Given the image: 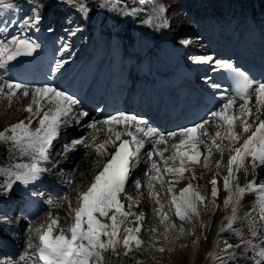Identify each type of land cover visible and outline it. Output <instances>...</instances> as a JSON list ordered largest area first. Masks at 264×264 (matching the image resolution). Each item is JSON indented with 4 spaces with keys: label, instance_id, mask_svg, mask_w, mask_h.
Listing matches in <instances>:
<instances>
[{
    "label": "snow or ice",
    "instance_id": "6c2138e0",
    "mask_svg": "<svg viewBox=\"0 0 264 264\" xmlns=\"http://www.w3.org/2000/svg\"><path fill=\"white\" fill-rule=\"evenodd\" d=\"M13 7L11 0H0V8L12 9ZM84 8L85 6L81 5V10ZM164 11L166 9L161 5L158 12ZM40 19L39 13L34 11L33 15L22 21L20 27H34ZM34 47L32 41L22 39L19 35L12 36L7 42L0 39V57L12 61L21 54L22 49L31 51ZM199 62L215 63L219 69L227 70L232 74L234 95L228 97L218 110L210 114L217 121V127L223 129V133L218 130L210 136L205 129V124L209 122L205 121L166 136L148 126L142 118L124 112L92 122L88 127L97 129L98 124L102 125L106 138L98 143L97 137L93 135L92 143L85 144V140L77 139L72 141V146L85 144L86 147L94 148L97 155L104 158L97 161L100 165L99 171L93 175L90 185L79 193L77 206L71 208L69 205L71 224L64 228L58 224L59 217H49L50 222L46 226L41 225L35 230L38 244L34 246L29 244L30 248H35V252L21 256L20 260H28L35 255L36 261L33 264H41V262L42 264H105L103 253L108 251L116 253L118 245L123 246L125 254L133 247L139 249L143 243L138 235L142 225L137 224L134 228L126 227L123 233H121V225L133 215L136 221H143L144 213L134 214L126 211L121 194L127 195L126 184L133 167L140 160L141 150L145 148V138L148 144L157 146L154 150L145 153L147 160L151 161V169L157 174L150 178L148 185L149 194L157 204L160 203L159 193L155 191L153 182L159 181L161 185H164L165 181L161 179L163 174L161 167L156 160L152 159L154 155H158L163 161V172L172 175L177 181L186 179V172H190L192 179H196L194 172L196 165H201L205 169L209 168L207 157L201 163L202 153L199 146L205 144L204 138L211 141V144L207 145L208 154L211 155L214 147L217 152H220L221 157L225 146L218 143V140L226 139L229 142L227 147L231 154L226 165L227 173L223 178V188L230 194L224 200V206L228 207L231 204L235 212L236 203L245 193H259L257 197L259 219L264 221V184L257 185L255 181H249L244 186H240L237 176L241 170L248 173L258 166H264V82L256 83L235 69L232 64L214 61L212 57H202ZM211 86L219 87L215 83ZM33 91L31 103L24 110L40 117L37 121L39 127L31 128V117H28L29 123L21 120L7 129L0 130V141L12 142L22 155L31 157V163H17L7 169L0 168V175L7 179L6 190H10L16 181L28 184L39 176L42 171L39 162L49 158L48 149L59 134L62 118L69 116L73 106L79 103L74 97L53 87H37ZM18 93L24 97L30 95L26 86L0 75V97L11 100ZM37 96L46 101L47 110L38 107L33 112V105L38 104ZM253 97H255V110L250 106ZM237 99L243 101L239 104L238 110ZM80 115L88 117L89 113L82 112ZM250 120L252 123L249 122ZM169 137L177 139L178 142L171 143V154L165 157V152L169 149L158 146L169 144ZM109 148L112 151H109ZM216 167L219 168L220 164L217 163ZM209 182L212 185L211 196L215 198L218 195L217 180L213 178ZM231 182H235L234 188ZM134 185L139 188L140 180H135ZM167 191L173 192L171 184ZM128 199L131 200L132 197L128 196ZM206 199L207 197L201 194L199 186L189 182L180 190L178 196L172 195L171 202L175 205L176 215L181 220H190L194 216H199L198 205ZM213 203H215L214 199ZM157 211L161 214L162 221L168 219L167 214L163 213V205ZM99 217L107 218L110 223L102 221ZM251 234L257 235L255 229L251 231ZM225 243L226 248L239 247V245ZM159 251L163 252L165 249L160 248ZM258 256L261 259H256L255 264H262L264 248L260 249Z\"/></svg>",
    "mask_w": 264,
    "mask_h": 264
},
{
    "label": "bare ground",
    "instance_id": "6f19581e",
    "mask_svg": "<svg viewBox=\"0 0 264 264\" xmlns=\"http://www.w3.org/2000/svg\"><path fill=\"white\" fill-rule=\"evenodd\" d=\"M53 1H59L60 2V0H53ZM63 1L64 0H61V3H63ZM131 1H134V0H118V2L120 4L117 3L113 7V9H115L119 13H123L125 11H130L131 14H130V17L128 19L123 20L122 23H120V24L116 23V25L118 27L116 28L115 31H113V33H110L106 37V40L104 42V44H106L109 40H111V39L113 40L111 42L110 46L115 48V54L112 56L115 59L117 58V59L122 60V65L120 66V67H122V69L121 70L118 69V71H120V72H122L124 70V68H127L128 64L132 60L131 55L128 54L129 53L128 51H124V50L120 49V47L123 45L126 48L127 47L128 48L134 47L132 49H136L138 45L140 46L142 52H140L137 55V56H139L137 58V61H139V62H143L145 59H148V58H151L154 56L152 54V48L150 47L151 46L150 39L147 36V33L142 29H137V30H135V29L138 27H141V26H147V27H149L148 29L150 31L152 26L161 27V22L158 21L157 17L169 12L168 10H169V7L171 6L170 4H171L172 0H158L160 2L164 1L165 5L163 7L166 9V11H164L163 13L158 12L159 7H157V6H156V8L151 7V2H152L151 0H143L142 2L140 1L141 3L138 6H134ZM65 2L66 3H68V2L74 3L75 1L74 0H65ZM86 2H88V0L85 1V3L81 2L79 4V7L77 8L78 10L82 11V13H81L82 18L84 19V17H87L91 20L97 19V17L102 18V16L100 15L102 13V7L101 8H98V7L89 8L88 5L86 4ZM128 3H130L131 6H129ZM33 4L34 3L30 0H21V2H20L21 7L20 8L21 9L22 8L27 9L25 12L22 13V15L24 17L31 16V15H33L34 11H37L39 13V16L41 17L40 22L38 24H43V25H47L49 20L55 17L54 16V14H55L54 10H55V6H57V3L54 2L53 5H51V6H48L47 4L45 6L40 5L39 7L42 8L41 10H37L36 8H38V7H34ZM81 5L85 6L84 10H81ZM104 5H106V3ZM236 5L237 6L235 9L230 10L228 13L225 14V16H223L224 17L223 19L226 20V23L230 19H233L231 21H234L235 26H238L240 24H241V27H243L244 25L248 26V21H247V17H248L249 20L252 21L253 23H256V24L264 27V6L262 7V10H258L254 3H253V8H251V9L248 8L246 5H241V4H237V3H236ZM105 7H107V6H105ZM213 11H214V9H212V8L209 9V13H208L209 16H208V19L206 20L207 22L211 18V14H214ZM168 16L174 17V22H175L176 17H177L176 15H170V13H168ZM132 19L135 20V24L129 23L130 21H132ZM117 20L119 22L121 20V16H118ZM189 20L186 19V17H184V16H183V19L182 18L178 19V21H182V22H186V23H188ZM57 21L58 22H56L55 25L50 27V29H57L58 28L59 31L62 33L61 23L63 20L60 18V20H57ZM10 23H13V21H10ZM127 23L131 24L129 26V28H126V29H129V32H126V34L124 36H122V32L124 30H126L125 25ZM181 26H185V25H181ZM188 27L184 31V34H181V41L186 42L189 50H193V49H195V45H194V43H192L191 40H192V38L197 37L196 34L202 33L201 32L202 28L201 27L198 28V32L197 31L195 32V29L194 30L193 29L188 30ZM179 28H180V26L177 29H179ZM192 28H194V27H192ZM224 28L227 29L226 26ZM13 29H14L13 26H11L9 28L5 27V28H2V32H3V34L9 35ZM58 29L56 30V32H58ZM241 30H242L241 28H238L239 32H237V33H242ZM63 31L67 32V31H70V29L67 31H65V30H63ZM237 33L233 32L231 40H228L226 37L222 36L220 38V42H222V43H228V42L231 43L232 42L233 43L235 41L234 38H235ZM84 34L88 35V38H84L83 41H80V39H81L80 35H84ZM72 36H70V38H69L68 48H70L73 51L72 56L74 59L81 58V56L85 53L87 46L91 45V48H93L95 45L89 38L90 27L88 25H85L84 23H83L82 27L80 28V30L76 33H73ZM115 37H116V39H115ZM173 39L174 40L176 39L175 36ZM100 44L101 43H98L97 48H95L94 53L91 55V57H90L91 62H93V60L96 58L95 53L97 51H100L101 48L103 47V45H100ZM72 56L68 55V57H72ZM104 56L107 58L108 61L111 60V53L108 54V51L104 52ZM159 58L160 57H158L157 60H159ZM65 63H66V61L62 62L61 65L64 67ZM103 63H105V62H103ZM112 65H115V64H111V63L106 64V66L103 69L105 71V73L112 72L111 68H110ZM63 67H61L59 69H55V72L61 73ZM116 67H118V66L115 65V68ZM148 67H149V65H145L144 67H142L141 70L144 71ZM132 81L138 82V79H136V76L133 78V76L127 75L126 78L123 80V82L119 83V85L129 87ZM27 88L29 89V93H30V95L28 97H24L22 94H19V93L17 94V96L15 98H13L11 100H7L3 97H0V130L7 129L11 125L16 124L17 122H19L21 120L25 121V123H29L28 117H31V125H30L31 128L35 129L37 127V125H38L37 121L40 117L32 115V113H28L24 110L31 103L32 96L34 95L33 90L35 89L34 87H32V88L27 87ZM36 98H37L38 104L33 105V112H35L38 107L44 108L45 110H47L48 104L46 103V101L41 100L40 97H38V96ZM73 112H74L75 116H78V119H77V117H74V118H71V120L75 121V123H77V122H79V119L82 117L80 115V113H82V112L79 110H76ZM84 112H88L86 108H84ZM96 116L98 119L99 118H105V115L101 111L97 112ZM65 124H67V121L65 122ZM62 125H63V122H62L61 126ZM184 126H185L184 123L177 125V127H180V128H183ZM102 129H103V126L101 125V128L99 129V131H97V130L91 131L88 134L87 138L92 142V136L95 135L97 137V142L98 143L102 142L106 138V133ZM238 131H239V129H238ZM53 141L56 142V139ZM222 142H223L222 145L226 144L222 157H221L220 152H217L215 150V148L213 147V154L211 157L208 158L209 168L205 169L201 165L195 166V169H194L195 176H196V179H194L195 183H193L189 177H187L188 180L184 179V180H186L187 184L189 182H191L194 186H199L201 194L204 195L205 197H207V199L205 201H203L202 203H200L198 205L199 216L192 217L193 219H195V224L197 226V230L195 231L196 242H200L199 240H201V242L203 243V246H204V249H203L204 252L202 254V257H200V258L198 257L199 259L195 258V261H196L195 264H204V262H202V261H205L207 259V257L209 258V260L206 262L210 264V259H211L212 255L214 253L221 251L222 249L225 250L224 252L227 255L226 264H251L250 261L252 259L256 258V255L258 256V254H257L258 247H256L252 243V239L255 236H253L251 234V231L253 229L256 230L257 228H259L260 231H263L264 230V221H261L259 219V213L258 214H250L249 212L246 211L247 208L250 207V205H251L252 197H254L251 193H245L239 199V201L235 205V212H233V210H232L233 206L231 204L228 207L224 206V200L227 198V196L230 193L223 188V178L227 173L226 165L228 163V159H229V156L231 153H230L229 148L227 147L229 144L228 140L225 139V140H222ZM241 143H242V141H241ZM207 145H209L208 142H205V144L199 146L200 151L202 153L201 163L203 162L204 158L206 157V154H208ZM68 146H70V147L66 148L67 152H66V149H64V150H62L61 154H59L57 156V158L54 161L53 168H55V169L58 168L62 172H66L68 170L72 171L73 177L75 178V180L78 182H83V184L81 185V188L74 190V194L79 198V193L82 192L87 187V185L90 182L92 175L100 168V165L97 164V161L103 160V157L98 156L96 152L90 153V152L86 151L81 144H77V145L72 146V142H70ZM164 146L165 145H159L160 148H163ZM79 148L83 149V151H84L83 154L86 153V156L77 165L74 164V165H70L68 167L69 162H71V159H70L71 154ZM110 150H111V148H109V151ZM58 152H59V149L56 150L55 154H58ZM66 153H71V154L68 157H66V155H65ZM30 159H31L30 156L22 155L21 152L19 151V149L15 145H13L12 142L0 141V168L7 169L9 167H13L17 163H28L30 161ZM152 159L156 160L154 157ZM141 163H142V165H144L145 160L142 159ZM217 163L220 164L219 168L216 167ZM170 164H171V162H170ZM150 165H148V167ZM260 167H257L254 171H249L248 173H244L241 176H239L238 177V183L240 184V186H244L245 183L249 182L254 176L264 178L263 170ZM186 173H185V177L187 176ZM168 176L171 180L164 183V185H162V187L164 189L163 192H165L164 193L165 194L164 195L165 196V198H164L165 202H163V200L161 201L162 195L160 194L161 193L160 189H155V191L159 192L158 199L160 201V203H159L160 208H161V205H163V213H166L167 216L169 217V216H172V215H169V211H168L169 207H171V213L172 214L176 213L175 205L171 202L172 195L176 194L178 196L180 190L183 187H185L187 184L185 183L183 185L182 181H184V180L177 181L170 174ZM213 178H215L217 180V188H218V195L215 198H213L211 196L212 185L209 182ZM234 183L235 182H231V186L233 188H234ZM6 184H7L6 177L3 175H0V190H2V194L4 196V201H2V203H0V213L6 212L9 214V213L13 212V209H9L13 202H17V201L21 200V202H23V204H25L27 202V200H24L25 197H24V193H22V192H19V191H15V192L11 191L12 193L8 192V190H6ZM170 184L173 187V192H171V193L167 191V186H166V185H170ZM11 188H13V186ZM71 188H73L72 184H70L68 186V191L71 190ZM40 189H42V188H40ZM18 193L20 195H17ZM213 199L215 200V203H213ZM7 200H11V205L8 203ZM19 203H15V205L19 206V207L22 206ZM138 203H140L139 207H137ZM155 203L156 202L151 195H150V197H140L139 201L134 206L129 208V211L131 213L138 214V213H141L140 210H142L144 213V205L148 204L149 206L146 205V210L148 212L152 209L151 206ZM208 203H210V209L209 208L205 209L204 205L206 206V205H208ZM77 204H78V202H77ZM59 208H60V204H56L54 209L51 212L50 211L47 212L48 213L47 216L52 217V218L59 217V220H58L59 226L67 228L68 226L65 223L66 220H65L64 224H61V221H63L62 220L63 216L59 212ZM54 213H57V215H53ZM51 214L53 216H51ZM60 215H61V219H60ZM157 215H158V220H155L156 215L151 217V219H149L150 218L149 213H147V214L144 213L143 221H136L134 215L129 216L127 218V220L124 222V224L121 225V233H123L124 228H126V227H133L134 228L137 224L142 225L141 230H140L138 235H139V238L143 241V243H142V246L137 250H141L143 248V245H145L148 241L153 243L154 240H158L157 239L158 235H155V234H157V232L159 231V226H162L164 224L166 225L167 223H170L169 225L171 227H172V225L176 226L175 221H173L172 219L168 218L167 220H164V221H166V223L163 221L161 222V219L159 218V217H161V214L160 215L157 214ZM37 216L39 219H41L42 218L41 216H44V213L38 214ZM26 217H29V219L32 218L28 214L24 215V218H26ZM254 217H255V221L253 222ZM178 218H179V216H178ZM69 220L71 221L70 216H69ZM41 221H45L42 223V225H45V223L46 224L49 223L47 221V219H42ZM103 221L110 223V221H108L107 218L104 219ZM178 221H181L180 223L183 222L180 218ZM9 222H10L9 217H6L0 221V231L2 233V236L6 238L5 240H10L11 238L15 237V241H20L19 236L16 235V233L14 232V229L15 228L17 229L18 227H15L11 231V224H9ZM15 223L17 225L18 221ZM167 225H166V227H168ZM175 226L172 228H176ZM39 227H41V225H39ZM143 229H145V230H143ZM148 229L150 231L151 230L154 231L155 237H153L152 241L149 240L148 238H146V239L144 238V235H145V237H148L147 236ZM12 233L14 236L12 235ZM11 236H13V237H11ZM5 240L0 239V242L5 243L6 242ZM32 241H33V239L30 237V235H28L25 239V243H26L24 246L25 252L29 251V249H30L29 244H32ZM225 242H227V244L239 245V247L226 248ZM248 242H250V243H248ZM35 244H36V240H34V244H32V245H35ZM4 245L5 244H2L0 246V248H1L0 249V259L3 258V254H4L3 251L5 250ZM134 248L135 247H133L131 251H128L127 254H125V249L123 248V246L118 245L116 251L119 254V257H118L119 261H121L123 264H127L125 261L127 260L128 255H130L131 252L134 250ZM259 248L262 249V247H259ZM30 251H31V249H30ZM108 252H111V251H108ZM108 252L103 253L105 260L108 258ZM25 255H28V253ZM213 256H215V255H213ZM34 258H35V256L33 255L31 259H28L27 261H25L26 264H33V261H35ZM201 258H203V259H201ZM11 262L9 261V263H11ZM106 263H108V262H106ZM114 263L115 264L116 263L122 264L118 261H116Z\"/></svg>",
    "mask_w": 264,
    "mask_h": 264
},
{
    "label": "rangeland",
    "instance_id": "374dc122",
    "mask_svg": "<svg viewBox=\"0 0 264 264\" xmlns=\"http://www.w3.org/2000/svg\"><path fill=\"white\" fill-rule=\"evenodd\" d=\"M74 1H75L74 3L73 2L72 3L71 2L66 3L68 5L55 6V8L57 7L56 8V14L59 17L63 16L66 19V22L63 24L64 27H65V30H69L70 29L69 24L73 23L74 21H75L74 22L75 25H77L80 22V15L78 14V12H76V13L73 12L72 8L69 5H71L72 7L76 8V10H78L77 8L79 7V4L81 2L85 3V1H87V0H74ZM140 1L142 2L143 0H134V1H131V2L133 3L134 6H138L141 3ZM151 1H152L151 2V7H155L156 8V6L160 7L161 5L162 6L165 5L164 1L163 2H160L158 0H151ZM185 1H187V0H172L171 4H170L171 6L169 5L170 6L169 7L170 15H176L177 16L176 20H175V22L177 24L184 23L182 25H185L187 27L189 26L188 30H191V29L194 30L195 29V32L196 31L198 32V28H200V27L202 28L201 19H198V18H201L199 13L195 12V10H193V9H191L188 12L179 10V6L180 5H181L182 9H187L186 8L187 4L185 3ZM212 1L217 2L219 0H212ZM36 2L40 3L41 5L45 4V2L43 0H36ZM105 3L106 2L104 0H88V2H86V4L88 5L89 8H96V7L101 8ZM34 4H33V6L35 7ZM254 4H255V6H256V8L258 10H262V7L264 6V0H255ZM128 5L131 6L130 3H128ZM105 6L106 5H104L103 7H105ZM236 6H237L236 3H231L230 5L229 4L226 5L225 12H222V11L214 9V11H213L214 14H211V18L208 20V22L206 21L207 23H206L205 27L207 28V26L209 24H211L212 21H215L217 16H220V17L224 18L223 16H225V14L228 13L230 10L235 9ZM36 9L37 10H41L42 8L38 7ZM111 10H113V8H110V11ZM54 16H55V14H54ZM183 16L186 17V19H188V20L190 19L188 21V23L182 22V21H178V19H180V18L183 19ZM207 16H209V15H207ZM63 17L61 18L62 20H64ZM171 18L174 19V17H171ZM207 19H208V17H207ZM129 23L135 24V20L132 19V21H130ZM129 23H127L125 25V29L129 28V26L131 25ZM192 27H194V28H192ZM126 32H129V29L124 30L122 32V36H124L126 34ZM201 32L203 33V29H201ZM109 34H105V36L103 37L104 42L106 40V37ZM116 37H115V39H116ZM121 47H120V49H122ZM124 48H126V47L124 46ZM131 48H134V47H131ZM138 57L139 56L135 57V59L137 60ZM76 151H82L81 152V156L80 155L72 156V154H73L72 153L71 157H70L71 162H69L68 167L70 165H74V164L77 165L86 156V153L83 154L84 153L83 149L79 148ZM186 175H187L186 176V180H188L187 177H189L191 179V181L193 183H195V180L192 179V176H191L190 172H187ZM186 180L182 181L183 185L185 183L187 184ZM82 184H83V182H78V181L75 180L74 184H72L73 188H71V190H69V191L67 190L65 192V194H63L62 198L59 199L57 204H60L59 212L63 216L62 217L63 221L60 220L61 224H64L65 220H66L65 223H66L67 226H69L71 224V221L69 220V212L71 210L69 208V205H71V208H75V206L77 205L78 197L74 194V190L75 189L77 190V189L81 188ZM166 186L168 188L169 185H166ZM163 190H164L163 187H161V193H160L162 195L161 201L163 200V202H165L164 201V198H165V196H164L165 194L164 193L165 192H163ZM15 203H19L22 206L19 207V206L15 205V208L13 209V212L9 213L11 215H13V213L15 211L18 212L20 209H22V207L24 205L23 202H21V200L15 202ZM139 206H140V203L137 204V207H139ZM151 208L152 209L150 211H148L149 217H150L149 219H151V217L156 215L157 219L155 217L154 218H155V220H158V215L157 214L160 215V213H158V211H157V210L160 209L159 204L155 203V204H153L151 206ZM204 208L205 209H208V208L210 209V203H208V205H206V206L204 205ZM168 211H169V215H172V216H169L168 218H170L173 221H175V224H176L175 227L176 228H172L169 225L170 223H167L168 225L166 224L168 227H166L165 224L162 225V226H159V231L157 232V234H155V235H158V237H157L158 240H154L153 243L148 241L145 245H143V248L141 250H137V248H134V250L131 252L130 255H128V258L125 261L127 264H195L196 263L195 258L199 259L200 257H202V254L204 252V250H203L204 246H203V243L201 242V240H199L201 243L200 242H196V238H195L196 233H195V231L197 230V226L195 224V219L192 218L190 220L189 219L182 220L183 221L182 222L183 224H182V223H180L181 221H178L179 218L176 215V213H173V214L171 213V207L168 208ZM25 214H27V213H25ZM19 215H20L21 218L23 217V219L20 220L21 222L18 221L17 227H21L23 225V223H26L25 222L26 218H24V216H23V211H21L19 213ZM47 215H48V213H44V216H41L42 217L41 219H39L38 216H37V218L34 219L33 223L29 224L27 222L28 225H26L25 227L22 228V230H21L22 234L26 235V236L30 235V237L33 239L32 244H34V240H36V244H38V236H37L35 230L37 228H39V225H42V223L45 222V221H41V220L42 219H47V221L50 222V220H48L49 216H47ZM53 215H57V213H54ZM53 215L51 214V216H53ZM61 215H60V219H61ZM1 218H3V216H0V219ZM159 218L161 219V217H159ZM15 222H17V221H15ZM161 222H162V220H161ZM163 222L166 223V221H163ZM143 230H145V229H143ZM12 235H13V233H12ZM155 235H154V231L153 230L150 231L148 229V233H147L148 237H145V235H144V238L145 239L148 238L149 240L152 241L153 237H155ZM13 236H11V237H13ZM13 238L15 239V237H13ZM0 239H2V240L6 239L5 237L2 236L1 231H0ZM103 239H106V238H103ZM5 241H6L5 243L8 244V245H10V243L13 242V240H11V239L10 240H5ZM15 242L18 245V250L13 251V255L9 256L8 257L9 259L7 258V260H4V261L0 260L1 261L0 264H3V263L4 264H21L19 257L24 256L27 253L28 254L30 253V249H29L28 252H25V247H23V242H21V241H15ZM11 248H13V247L11 246ZM160 248L165 249V251H163V252L159 251ZM224 251L225 250L222 249L221 251H219L217 253H214L213 255H215V256L212 255V257L210 259V264H226L227 255L225 254ZM118 257H119V254H118L117 251H116V253H113L112 251L108 252V258L105 260L108 263L105 262V264H115L114 262H116V261L122 263L121 261H119ZM201 259H203V258H201ZM208 260H209V258L207 257V259L205 261H202V262H204V264H209V263L206 262ZM9 261L10 262L12 261V262L9 263ZM25 261H27V260H23V262H25ZM25 264H26V262H25Z\"/></svg>",
    "mask_w": 264,
    "mask_h": 264
},
{
    "label": "clouds",
    "instance_id": "9594fccd",
    "mask_svg": "<svg viewBox=\"0 0 264 264\" xmlns=\"http://www.w3.org/2000/svg\"><path fill=\"white\" fill-rule=\"evenodd\" d=\"M78 158V157H77Z\"/></svg>",
    "mask_w": 264,
    "mask_h": 264
}]
</instances>
